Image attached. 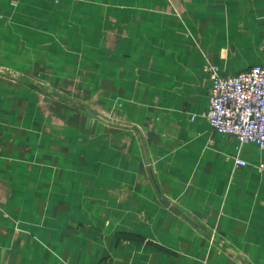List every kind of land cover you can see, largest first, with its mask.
Instances as JSON below:
<instances>
[{
	"label": "crops",
	"instance_id": "1",
	"mask_svg": "<svg viewBox=\"0 0 264 264\" xmlns=\"http://www.w3.org/2000/svg\"><path fill=\"white\" fill-rule=\"evenodd\" d=\"M253 64L264 0H0V264H264V148L204 116Z\"/></svg>",
	"mask_w": 264,
	"mask_h": 264
},
{
	"label": "built area",
	"instance_id": "2",
	"mask_svg": "<svg viewBox=\"0 0 264 264\" xmlns=\"http://www.w3.org/2000/svg\"><path fill=\"white\" fill-rule=\"evenodd\" d=\"M208 98L204 116L214 129L264 148V65L253 64L230 75L212 70ZM245 163L234 156L235 166ZM257 166L264 168V163Z\"/></svg>",
	"mask_w": 264,
	"mask_h": 264
},
{
	"label": "rangeland",
	"instance_id": "3",
	"mask_svg": "<svg viewBox=\"0 0 264 264\" xmlns=\"http://www.w3.org/2000/svg\"><path fill=\"white\" fill-rule=\"evenodd\" d=\"M14 75L15 74L10 75L11 79L24 84L26 87L31 88L33 91L35 90L37 92L40 91V94L44 99H49L56 103H60L71 109H75L80 113L89 115L90 117H95L102 120H108V118L105 117L106 116L105 113H103V111H100V109H97L94 106L95 104L94 96L89 95L90 98L83 96L82 90H79V88H81L82 85L76 84L78 77L73 79L74 83L69 84L71 86L77 87V91L67 92L60 90L59 88L53 86L52 84H49L47 81H45L44 78L38 79L36 77L34 78V76L31 75L29 76L28 74L15 75V76ZM112 119L109 120L110 123L114 122V119L113 120ZM213 238L214 235H212V239Z\"/></svg>",
	"mask_w": 264,
	"mask_h": 264
}]
</instances>
